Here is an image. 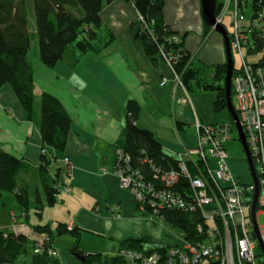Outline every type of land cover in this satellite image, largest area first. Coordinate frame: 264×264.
<instances>
[{
    "label": "crops",
    "instance_id": "obj_1",
    "mask_svg": "<svg viewBox=\"0 0 264 264\" xmlns=\"http://www.w3.org/2000/svg\"><path fill=\"white\" fill-rule=\"evenodd\" d=\"M253 1L245 0L246 22L254 17ZM249 7L252 11L247 16ZM261 12L263 18L256 30L264 37V5ZM163 13L166 25L184 40L183 48L189 54L187 67L197 72L189 82L192 89L184 90L177 86L170 67L161 55H149L145 51L143 40L136 36L137 11L128 0H114L103 6V25L93 40L100 46L98 52L80 54L70 47L64 58L53 66L46 65L40 56L32 63L36 101H40L43 92L51 93L60 99L72 118L65 149L46 150L45 154L50 159L46 164V173L42 169L45 162L39 114H35L34 120H29L11 86L5 85L0 89V146L24 160L25 167L18 174L19 185L29 189L32 200L39 196L45 202V182L54 185L55 179H58L62 184H70L72 196L87 197L90 203L87 206L80 202L75 208L76 218L69 222L75 227H88L86 221L98 226L95 221L100 223L101 217L119 221L122 227L136 219H120L121 214L115 213L123 209L129 213L134 212V208L138 210L133 195L121 187L119 175L114 170L115 143L126 126L130 99L138 101L141 107L137 124L151 130L163 149L177 158L185 157L186 151L197 143V121L216 124L233 120L227 107L215 111V91L205 90L197 84L199 79L214 83L216 66L228 61L225 38L214 27L207 29L201 0H166ZM254 55L256 58L250 61L264 62V46ZM163 78H167L164 85L161 84ZM195 89L199 92L190 94ZM185 93L190 97V104L178 102ZM66 157L71 160V169L64 162ZM5 194L0 200H4ZM45 209L39 219L43 220ZM12 211L13 216L16 215V211ZM14 222L15 228H5L24 233L37 243L45 239L46 234L19 223L17 218ZM4 225L7 223H0V229H4ZM96 226L93 230L99 231ZM135 233L143 236L139 229L133 228V231L128 229L114 237L121 240L135 236ZM53 246L62 264H80L70 257L65 261L54 243ZM108 246L111 249L110 243ZM81 250L85 254L95 251ZM101 251H104L103 254L112 253L110 250H96L92 254Z\"/></svg>",
    "mask_w": 264,
    "mask_h": 264
},
{
    "label": "trees",
    "instance_id": "obj_2",
    "mask_svg": "<svg viewBox=\"0 0 264 264\" xmlns=\"http://www.w3.org/2000/svg\"><path fill=\"white\" fill-rule=\"evenodd\" d=\"M114 0H0V89L5 85H10L18 97L21 105L26 111L29 120H34L35 114H39V130L43 142V148L50 150H64L71 128L72 118L59 98L51 93L43 92L38 102L35 97V84L33 75V65L29 58V51L32 43V31L38 37L39 54L41 60L49 66L55 65L63 59L67 50L73 47L80 54L90 51L98 52L100 46H97L93 40L97 38V30L103 25L102 10L106 3ZM143 16L146 22L154 27L156 39L142 28L138 21L136 36L143 40L145 51L149 55L160 54L159 44L165 42L166 37L172 31L165 23L164 7L166 0H128ZM240 8L245 7V0H239ZM243 2V3H242ZM224 1H217V14L220 12ZM264 5V0H254V17H258ZM33 11V12H31ZM33 16V23L31 21ZM153 21V22H152ZM225 25V24H224ZM226 26V25H225ZM210 26L207 25V29ZM230 32V31H229ZM179 34V33H177ZM166 43V42H165ZM108 44L104 43L103 46ZM167 45H171L169 42ZM184 40L181 46L183 48ZM178 48V45H173ZM264 46V37L260 31L254 29L244 44L248 47V53H258ZM184 50V48H183ZM189 54L184 50V56L176 64V70L181 75L185 88L192 89L189 82L195 78L197 72L187 67ZM260 63V62H258ZM239 67H235L233 61V74L236 75ZM227 64L217 65L215 68V82H201L197 84L205 90H214L217 95L215 101V111H220L227 107V89H226ZM225 80V84H224ZM218 81V82H216ZM232 92L233 87H232ZM140 104L136 100L130 99L127 104V123L121 136L115 143V148H122L131 156L130 166L139 169L147 179L153 181L158 188L165 186L160 179H155L154 165L163 167V169L177 168L179 158L166 152L161 142L155 134L137 124L140 112ZM237 112L238 109L236 108ZM43 157V171L47 172L50 159L46 154ZM147 158V160H144ZM151 160L152 163L149 161ZM117 158L114 161V170L116 171ZM46 165V166H45ZM25 167L24 160L5 151L0 146V197L7 192L14 194L17 202L22 207L26 220L29 218V210L34 208L36 214L41 217L42 211L46 206H53L63 199L55 189L54 185L45 182L46 201H42L39 196L34 200L30 197L28 188L20 186L18 183V174ZM161 175H158L160 177ZM188 186V180L182 177L179 182L173 186L182 189ZM55 194H57L55 196ZM135 205L144 215L150 216L153 212L151 207L145 210L141 209L139 201L135 200ZM119 216V215H118ZM170 226L182 229L192 238L196 234V223L199 218L197 214L187 213L181 209H162L158 214ZM31 228L39 233L47 235L45 237L43 249H38L37 241L31 239L24 233L4 228L0 229V264H62L56 253H49V249L54 248L55 231L57 235L71 234L76 238V244L72 247L73 253H85L80 249L78 242L82 234L80 227L68 228L66 222H58L54 227L52 224H34ZM150 236H129L121 241L120 250L123 248H132L145 252L149 251H167L171 245H162L155 248H145V243L150 241ZM43 245V244H42ZM119 250V251H120ZM86 262L101 264H128L125 259L116 254L89 253L86 255Z\"/></svg>",
    "mask_w": 264,
    "mask_h": 264
},
{
    "label": "built area",
    "instance_id": "obj_3",
    "mask_svg": "<svg viewBox=\"0 0 264 264\" xmlns=\"http://www.w3.org/2000/svg\"><path fill=\"white\" fill-rule=\"evenodd\" d=\"M227 14L231 15L233 25L231 48L240 58V68L233 76V90L239 100L240 122L260 187L255 216L253 218L252 204L256 184L254 180L244 182L241 177L237 178L229 164L226 142L235 130L232 122L208 124L197 121V143L186 151L185 157L179 158L177 168L163 169L153 163L154 177L164 182L163 188H158L139 169L132 168L129 164L131 156L117 148L116 173L121 177V187L130 190L142 210L153 209L151 221L162 209H181L197 214L199 218L192 238L161 218L168 225L167 236L176 244L167 247L165 252L123 248L119 252L128 264H264L262 254L258 252L259 247L264 250V225L258 222V215L264 213V62L249 61L244 50L250 33L260 26L263 13L246 22L239 0H225L216 16L217 22L223 24ZM137 17L142 28L156 39L154 27L138 12ZM165 42L159 44V53L170 67L177 86L186 90L176 70V64L184 56L182 37L171 33ZM166 83L167 78H163L161 84ZM178 102L190 104L191 100L185 93ZM64 162L72 168L69 157ZM182 177L188 180V186L174 188ZM54 187L60 194L72 190L67 183L57 182Z\"/></svg>",
    "mask_w": 264,
    "mask_h": 264
},
{
    "label": "rangeland",
    "instance_id": "obj_4",
    "mask_svg": "<svg viewBox=\"0 0 264 264\" xmlns=\"http://www.w3.org/2000/svg\"><path fill=\"white\" fill-rule=\"evenodd\" d=\"M225 1V0H222ZM233 4L230 6V10L233 9ZM252 11V8L249 7L247 10L246 15L249 16ZM33 12V11H31ZM33 16L31 15V21L33 23ZM224 23L229 31L233 30V25L231 23V15L227 14ZM138 24V23H137ZM32 31V43H31V49L29 51V58L32 63H35L40 56L39 54V44H38V37L33 31V28L31 29ZM246 55L248 56V59L252 60L255 59L256 56L253 54H247V47L244 48ZM233 58H234V63L235 67L240 66V58L236 52L233 51ZM225 84V80H224ZM198 93L199 90H191L190 94H193V92ZM38 102L36 108L38 109ZM232 102L233 105L237 108L239 105V100L237 95L232 92ZM227 113L226 111H224ZM220 114V113H218ZM231 116V114L229 113ZM232 118V117H231ZM226 148L229 153V164L232 169L233 174L238 178L241 177L244 182H253L252 175L249 170V165L247 162L246 154L244 152L242 143L239 139V135L237 132V129H235L232 133V138H230L226 142ZM120 184L122 183L121 177H119ZM77 193V190H75ZM6 197L4 200H0V223H7V225L2 226L3 228L5 227H10V228H15V219L17 218L18 222L21 224H25L27 227H31L33 224L37 222H42V224H46L50 222L52 225H55L57 222H66L68 224V228H73L74 224L69 223L72 219L76 218V210L80 204V202H83L85 205L90 206L89 201H87V197L81 198L77 197L75 195H68L65 193H61L60 196L63 198V202L57 203L55 206H47L45 211L43 212V220L39 219V216L35 213V209L31 208L29 210V218L28 221L26 220V217L24 216L22 212V207L19 205L17 202L15 196L11 192H7ZM35 198L33 197V200ZM92 201V200H91ZM99 202V200H97ZM2 202L4 204H2ZM91 204H93L91 202ZM116 205L114 206V208ZM125 208V207H124ZM15 210V214L13 216V211ZM126 209V208H125ZM93 213V212H92ZM115 213H120V219L126 218V220H129L131 218H136L134 221H128V226L122 227L119 226L120 224L118 223L119 221L116 220H107L105 217L102 220H100V223L98 221H95L96 225L90 224L91 222L86 221V224L89 225L88 227H84L82 230V234L80 237V241L78 242L80 249H85V250H95V251H90L89 253H95L96 250H110L109 252L111 254H116L119 252L120 247H121V241L122 239H116L114 236L119 235L123 232H126L128 229L133 231V228L139 229L142 233L143 236H150L151 240L145 243V248H155L158 246H162L164 244H172V238L167 236V231H168V225L164 223V221L159 217V216H154L153 221H151L149 218L150 216L144 215L140 210H137L134 208V212L129 213L128 211H125L123 209L116 211ZM135 214V217H133ZM112 215V214H111ZM114 217V216H113ZM89 219V218H88ZM87 219V220H88ZM116 219V218H115ZM42 220V221H41ZM258 222L260 225H264V213L258 215ZM79 222H77V225L79 226ZM99 231H94L93 228ZM167 226V227H166ZM113 227V228H112ZM102 231V232H101ZM136 237H141L142 234L140 233H135L134 234ZM47 239V235H46ZM44 241L45 239L38 244V249H43L44 246ZM111 244V249H109L110 246L108 244ZM43 244V245H42ZM76 244V238L71 235V234H63V235H57L55 231V236H54V245L57 250L61 251V254L63 255L65 261H68V257H70L72 260H77L80 264H95L92 262H83L79 257L77 256L76 253H73L71 251L72 247ZM113 246V247H112ZM55 251V250H54ZM104 251H101L99 253H103ZM258 252L262 254V259H264V250L259 247ZM49 253L53 254V250L49 249ZM109 254V253H108Z\"/></svg>",
    "mask_w": 264,
    "mask_h": 264
},
{
    "label": "water",
    "instance_id": "obj_5",
    "mask_svg": "<svg viewBox=\"0 0 264 264\" xmlns=\"http://www.w3.org/2000/svg\"><path fill=\"white\" fill-rule=\"evenodd\" d=\"M217 1L218 0H201L203 18H204V21L207 25L214 27L225 38L226 48H227V59H228L226 79H225L226 80V89H227V102H228L227 108L229 109V111L232 115L233 121L235 123L236 129H237V132L239 135V139L242 143L244 152L246 154L250 173H251L252 178L256 184V192H255L254 200H253V204H252V215L254 218L255 211H256V205H257V199H258L259 192H260V187H259L256 167H255L254 160H253V157L251 155V151H250V148H249V145L247 142L246 134H245L244 129L241 125L237 110H236V108L232 102V77H233V61H234V59H233V53H232V49H231L230 33H229L228 29L223 24L218 23L217 19H216ZM255 230L257 232V226H255ZM257 235L259 237L258 232H257ZM259 240L261 242L260 238H259ZM76 254L79 257V259H81V261H83V262L86 261V254H84V253L81 254L78 252H76Z\"/></svg>",
    "mask_w": 264,
    "mask_h": 264
}]
</instances>
